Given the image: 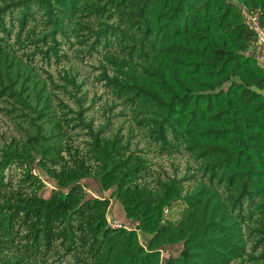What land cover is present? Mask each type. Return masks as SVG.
<instances>
[{"label": "trees", "instance_id": "trees-1", "mask_svg": "<svg viewBox=\"0 0 264 264\" xmlns=\"http://www.w3.org/2000/svg\"><path fill=\"white\" fill-rule=\"evenodd\" d=\"M252 13L264 29V0H0V264H264Z\"/></svg>", "mask_w": 264, "mask_h": 264}, {"label": "rangeland", "instance_id": "rangeland-1", "mask_svg": "<svg viewBox=\"0 0 264 264\" xmlns=\"http://www.w3.org/2000/svg\"><path fill=\"white\" fill-rule=\"evenodd\" d=\"M260 54V59L261 61H264V53H259ZM45 181V188L49 189L50 183L48 182V180H44ZM86 193H88V196L91 197H99V196H109L111 194V190L103 192L100 189V186L97 184V182L90 180V182L88 184H86V187L84 188ZM48 194V190L46 191L45 195ZM182 207L179 206H175L173 208H171V210H169V216L172 217L173 219H177L180 215ZM108 217L110 220H117V221H121V220H125L124 218V212L122 210V206L120 204V202L116 199L113 198L111 200L110 206H109V210H108ZM143 241V239H142ZM179 246L175 245L172 246L171 248L168 249L169 254L173 253H177V250H179Z\"/></svg>", "mask_w": 264, "mask_h": 264}, {"label": "built area", "instance_id": "built-area-1", "mask_svg": "<svg viewBox=\"0 0 264 264\" xmlns=\"http://www.w3.org/2000/svg\"><path fill=\"white\" fill-rule=\"evenodd\" d=\"M246 15H247V19L249 23L251 24L252 28L257 33V43H256L257 48L258 49L264 48V29L260 27L259 18H258L257 13L246 14ZM107 222L111 228H118L121 226L120 223L110 220L108 216H107Z\"/></svg>", "mask_w": 264, "mask_h": 264}, {"label": "water", "instance_id": "water-1", "mask_svg": "<svg viewBox=\"0 0 264 264\" xmlns=\"http://www.w3.org/2000/svg\"><path fill=\"white\" fill-rule=\"evenodd\" d=\"M135 228L137 229L138 227L136 226Z\"/></svg>", "mask_w": 264, "mask_h": 264}]
</instances>
